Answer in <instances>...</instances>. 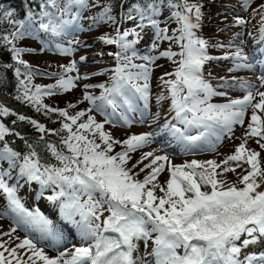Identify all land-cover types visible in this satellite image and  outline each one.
Listing matches in <instances>:
<instances>
[{
	"label": "snow or ice",
	"instance_id": "1",
	"mask_svg": "<svg viewBox=\"0 0 264 264\" xmlns=\"http://www.w3.org/2000/svg\"><path fill=\"white\" fill-rule=\"evenodd\" d=\"M34 3L38 12L33 9ZM251 3L252 0H242L243 9L247 11ZM89 7L102 8L91 17L90 27L101 23L114 27L115 35H102L100 41L116 45L121 51L116 53L117 65L111 69L110 84L98 85L101 93L96 96L89 91L92 85L85 83L80 103L86 101L90 107L70 114L75 104L63 109L51 107L43 102L44 97L69 92L80 81L91 77L79 75L78 62L73 60L61 65V74L54 84H33L38 70H33L21 58L32 50L16 46L29 34V27L24 19L16 18L15 9L0 6V24L6 22L10 26L0 35V50L9 51L15 62L0 65V70L14 69L18 83L15 99L36 113L60 118L59 128L49 129L0 103V117L11 115L33 126L51 157L45 160L24 136L0 122V142H3L0 161H6L8 166L0 169V196L6 200L5 209L14 214L17 227L26 232L23 239L14 237L17 227L0 232V264H264V254L245 253L242 257L243 250L250 245L264 243V190H261L264 166L261 152L248 146L249 140L254 139L264 150V90H261L264 73L257 78L258 84L239 82L245 93L242 98H228L226 103L210 102L212 97H226L227 93L217 92L204 78L207 62L231 59L234 67L229 71L252 70L254 65L241 47L223 57L208 54V41L198 35L203 19V5L199 0H134L119 20L113 15L109 0L102 5L99 0H92L91 4L90 0H39L38 3L29 0L25 15L29 25L38 24L39 31L56 39L63 37L69 26L79 21L82 10ZM251 15L253 18L259 15V33L264 40V4L253 9ZM125 22L135 26L121 30ZM234 22L238 27H245L249 21L235 17ZM173 24L175 28L171 27ZM149 28L153 34L152 51L165 41L180 50L172 51L170 47L159 56L145 55L141 59L146 63L136 64L134 46ZM67 44L65 47L57 43L55 47L61 55L71 56L79 41L69 40ZM43 48L47 49L48 44L43 43ZM130 50L129 56L126 53ZM160 58L177 65L174 72L160 77V86L167 90L168 96L159 95L157 102L170 99L175 121L166 122L163 128L184 146L185 152L191 153L194 149L215 152L225 138H234L235 126L244 128V135L236 137L240 143L235 151L221 162L194 159L176 165L167 154L157 155L154 150L143 152L128 167L131 154L154 143L155 133L132 134L121 141L105 131L106 124L116 126L118 120L130 127L134 121L127 113L135 111V101H143L144 109L149 108L152 72L149 65ZM85 61L86 57H81L79 63ZM93 112L102 114L104 121L98 122ZM141 117L143 123V113ZM193 130L197 134H192ZM10 135L25 140L28 151L22 154L10 147L6 140ZM47 135L57 137L59 144L46 140ZM117 145L122 149L119 152L115 151ZM137 168L139 172L135 171ZM237 168L242 172L237 174L236 181L229 182L226 174L236 173ZM16 169L18 182L9 184ZM165 171L168 179L161 184L158 178ZM144 172L147 174L143 179H138ZM19 180L37 183L41 189L54 186L55 194L47 199L59 202L62 219L79 233V245L74 244L52 257L30 238L37 233L40 239H50L58 245L62 233L57 232L53 221L39 209L30 211L25 207L18 195ZM141 240L146 247L151 241V251L138 259L134 252L136 242ZM13 243L15 246H11Z\"/></svg>",
	"mask_w": 264,
	"mask_h": 264
},
{
	"label": "rangeland",
	"instance_id": "2",
	"mask_svg": "<svg viewBox=\"0 0 264 264\" xmlns=\"http://www.w3.org/2000/svg\"><path fill=\"white\" fill-rule=\"evenodd\" d=\"M203 4L208 6H214L216 8L213 24L208 25L209 29L201 33L207 40H213V46L209 45L208 54L213 57H223L226 53L230 54L235 50L236 47H241L244 49L245 54L250 57V62L253 63L254 67L252 70L240 69L229 71L234 67V62L231 59H213L207 62L203 68L204 78L211 83L212 87L217 92L227 93L226 97L214 96L211 99V103H226L228 98H242L245 94L239 87L240 81H248L252 84H258V77L264 73L260 69L261 65L264 64V40H261L259 28H260V17L257 15L255 18L252 17L251 13L253 9H258L261 4H264V0H252L251 6L247 11L242 7V0H202ZM92 0H90L91 4ZM99 3L102 4V0H99ZM102 10L101 7H89L88 9L82 10L81 18L78 22H75L73 25L69 26L66 34L63 37L53 39L55 42L54 46L59 43L65 47L68 46L67 41L69 40H78L79 45L75 46V52L71 56L61 55L56 47L53 48L50 46L48 40L42 35L41 31L35 28V24L26 25L29 27V34L25 37L24 40H21L16 45L22 43H27L33 48L32 51L25 52L22 55V59L31 66L35 59L45 58L47 60L56 61L59 64V69L61 65H67L71 61L75 60L78 62L79 75L92 76L99 73L111 72V69L115 68L117 65L116 55H104L98 52L95 46V54L92 55H81V51L85 47V43L90 40L92 35L98 33L100 29L106 30L105 33L111 32V27L109 24L101 23L97 24L94 27H90L92 24L91 17L97 15ZM168 13L165 12L164 16H167ZM235 17H242L245 20L249 21L245 27H238L235 25ZM163 20V17H161ZM164 26L163 24L161 25ZM175 28L176 25L171 26ZM198 31V35L200 34ZM240 34V35H238ZM143 39L140 40L138 44L134 46V49L137 53V58L133 61L136 64L146 63L141 57L145 55L159 56L161 51L169 49L171 47L172 51L178 52L180 49L175 44H169L168 42H160L158 49L155 51L151 50L152 42V30L145 29ZM100 38V37H99ZM129 39H133L129 37ZM48 44V48H43V43ZM89 43V42H88ZM224 45L223 48L217 47V45ZM231 44V47L229 45ZM112 49L119 53L121 50L116 46L112 45ZM131 55V50L126 53ZM35 55V56H33ZM35 57V58H34ZM37 57V58H36ZM81 57H86L84 63H79ZM178 60L179 57H176ZM261 59V60H260ZM152 69L151 79H150V99H149V108L147 110L143 107V101H135V111L127 113L130 119L134 123L129 127L123 124L122 121H117L116 126L106 124L105 131H110L112 134L118 136L121 140L126 139L129 135L132 134H143L147 132L155 133V141L148 147L138 150L131 154V158L135 163L140 159L143 152L147 151H156L157 155L167 154L172 163L176 165H181L185 162H190L192 160L206 161L210 159H215L217 162H221L226 155L232 154L235 151V147L240 143L239 139L236 137H242L244 135V128L240 126H235L234 129V138L227 139L225 138L221 143L218 144L215 152L208 150L197 149L196 152L186 153L184 146L175 138L172 137V134L166 132L163 128V125L166 122L175 123L173 120L174 113L170 111V99H165L162 102H157V97L161 94L165 95L166 89L160 86V77L164 76L165 73L174 72L177 65L173 64L172 61L166 58H160L156 60L154 65H149ZM259 67V68H258ZM62 70V69H61ZM112 73V72H111ZM40 73L33 76V83L38 85L43 84L45 79L44 76L41 78ZM71 75H76L72 73ZM24 78L23 76L21 77ZM41 78V79H39ZM168 78V77H165ZM174 78V77H172ZM87 83L92 85L89 89L90 93L93 95H100L101 89L98 87L99 84L94 83L91 79L82 80L79 82V86L74 88V91L81 93L83 98L84 88L83 85ZM264 90V89H261ZM94 92V93H92ZM168 96L167 94L165 95ZM45 104L47 102L43 101ZM86 102V101H85ZM90 107V105L86 102ZM96 117H98L99 122L104 121V116L100 113L93 112ZM141 113H143L144 122L141 123ZM248 118L251 116V110L249 109ZM248 120L246 119L245 124ZM192 134H197L196 130L192 131ZM174 144V145H173ZM170 145H173L171 148ZM248 146L251 149L261 152L256 141L254 139L249 140ZM206 147V146H205ZM183 151V152H181ZM181 152V153H180ZM180 153V154H179ZM134 163V164H135ZM148 163V161H145ZM7 162L0 161V169H7ZM143 167V165H140ZM139 172V168L135 169ZM219 171V169H218ZM18 169L12 171V179L8 180L9 184H16L17 181ZM147 172L140 173L138 179H143L144 175ZM231 172L226 174L227 180L230 182ZM168 179V172L165 171L158 178L159 182L163 184ZM20 187L18 189V195L21 197L22 202L25 204V207L30 211H35L39 209L46 217L53 221V224L60 222L58 216L53 211L57 212L59 209V202L53 203L50 200H45L46 197L54 195V186L41 189L40 185L37 183L26 184L23 180H19ZM43 192L44 195L41 196L40 193ZM52 202V207H49L48 203ZM6 200L0 196V232H8L11 228L17 227L15 220L12 219V215L5 209ZM8 212V213H7ZM108 215L107 212L104 214ZM64 222V221H63ZM62 229V238L65 241H61L58 245L55 241L50 240L48 242H38L39 247H43L48 255L52 257L56 256L59 251H63L65 248H71L74 244L79 245L72 241L74 238L75 232H73L72 227H69L67 223H63L61 226ZM58 233H60L58 231ZM26 232L22 227H17V231L14 234V237H20V239L25 238ZM30 238L36 241L35 236H30ZM7 239V237H5ZM72 241V242H71ZM18 242V241H16ZM139 249L137 251L140 258L146 256L148 252L151 251V241L148 242V246H145L144 241H138ZM11 246H15L13 243ZM254 254L260 256L264 254V243H258L255 245H250L248 248L244 249L242 252L243 255ZM149 259H151L149 257Z\"/></svg>",
	"mask_w": 264,
	"mask_h": 264
},
{
	"label": "trees",
	"instance_id": "3",
	"mask_svg": "<svg viewBox=\"0 0 264 264\" xmlns=\"http://www.w3.org/2000/svg\"><path fill=\"white\" fill-rule=\"evenodd\" d=\"M38 2L39 0H36V3ZM104 2L105 0H102V4H104ZM109 2L113 6V15H116L117 19L119 20L120 15H122L127 10V7L131 5V3L134 2V0H127L126 3H123V0H109ZM199 2L203 5L202 27L200 29L201 32L199 36L207 40L204 36L201 35V33L209 29L208 25L213 24L216 8L214 6H208V5L203 4L202 0H199ZM28 3H29V0H0V6H3L4 8L15 9L16 14H17L16 18L24 19L26 25H29V22L26 20V15H25L26 13L25 5ZM122 3H123V7H121ZM33 9L34 11H37V12L39 11V9L35 7V3L33 4ZM134 26L135 25L132 22H125L121 30H123L124 28H130ZM110 27L112 28L110 33H105L106 30H103V29H100L99 31H97L98 33L90 37V40L85 43V47L82 50H79L78 48V52L81 51L80 53L82 56L95 54V46L98 45L96 48L98 49V52L100 54L110 55L109 53H112L111 56H113V54H115L116 52L112 49V45L104 44L99 39L100 36L105 35V34L115 35L114 27L112 25H110ZM9 28L10 26L6 22L3 24H0V35L5 34ZM35 28L38 29V24H35ZM42 35L45 37L46 40H48L50 46L55 48L54 44L56 41H54L50 37L49 34H45L42 32ZM213 40L215 39L212 38V40H207L210 46H213V43H214ZM26 44L27 43L25 44L22 43L16 46L33 50L32 47ZM14 63L15 62L11 59V53L9 51H7L6 49L0 50V65L14 64ZM26 63L28 64V62ZM59 67L60 66L56 61L47 60L43 57L40 58V56L38 57V59H35V61L31 64V68L33 70H38V73H40L39 75L41 76V78L43 76L45 77L42 79H45L44 81L46 82H43V84H40L41 86H47L50 84H54L56 82V79L58 78V76L61 74V71H62L61 69H59ZM0 75H2L3 77L2 79H0V103L4 104L11 111L16 112L18 115H25L29 117L30 119H36L37 121L43 123L46 128H49V129L59 128L60 124L58 123V121L60 120V118L57 115L45 116L43 113H36L33 108L15 99V96L17 95L18 83H17V78L15 76L14 69L0 70ZM111 75H112L111 72H106L104 74L99 73L97 75H92L90 79L94 83H97L99 85L100 84L107 85V84H110ZM33 84L38 85L37 83H33ZM165 94H167V91H165ZM44 100L47 102V105L51 107L61 108V109L67 108L69 104H75L76 108L71 109L70 114H75V112L77 111L86 110L89 108L86 102L80 103V101L82 100L81 93H79L78 91H74L73 89L66 93H62V94H58V95H54L50 97H44ZM91 114L94 115V113H91ZM96 120L99 122L98 117H96ZM13 121H15V123H13ZM0 122L5 123L6 126H8L13 132H17L21 136H24L26 138L27 143L33 144L36 151L45 160H51L50 155L45 151L43 142L39 141L40 133L29 123L20 122L16 120V117L11 116V115L7 117H0ZM112 135L115 139L121 140L118 136L114 134ZM45 139L53 143L59 144V139L55 136L47 135ZM6 140L9 146L12 147L14 150L19 151L22 154L28 151L25 140H21L19 136L10 135L6 137ZM2 143L3 142H0V145H2ZM121 150L122 149L119 145L115 147L116 152H119ZM260 151H261L260 159L262 161V166H264V150H260ZM52 162L55 163L54 160H52ZM134 163L135 161L131 158V160L129 161L128 167H131ZM241 172H242V169H239V168H237L236 173L231 172L232 174H231L230 182L236 181L237 174ZM261 190H264V188H262Z\"/></svg>",
	"mask_w": 264,
	"mask_h": 264
},
{
	"label": "bare ground",
	"instance_id": "4",
	"mask_svg": "<svg viewBox=\"0 0 264 264\" xmlns=\"http://www.w3.org/2000/svg\"><path fill=\"white\" fill-rule=\"evenodd\" d=\"M261 60V59H260ZM259 68V67H258ZM263 68H264V64H263V66L261 65V67H260V69L261 70H263ZM48 205H49V207H52V202H50V203H48ZM8 212H10V211H8ZM7 212V213H8ZM54 213H56V215L58 216V219H60V222H58V223H54V227H55V229L57 230V232L59 231L60 233H62V229H61V226L63 225V223H66L63 219H62V217H61V214H60V211L58 212H55V211H53ZM11 213V212H10ZM11 215H12V219H13V216H14V214L13 213H11ZM64 221V222H63ZM72 230H73V232H75V235H74V238L72 239V241H75V243H79V242H81L80 241V239H79V233H78V231L75 229V227H72ZM32 236H35L36 237V242H39V243H42V242H48L49 243V241H50V239H40V237H39V234H37V233H33V234H31ZM20 238V237H19ZM61 241H65L64 239H61ZM71 241V242H72ZM137 243V250L134 252V257H136V258H140L139 256H138V253H137V251H138V249H139V243H138V241L136 242ZM76 245V244H75ZM49 256H51V255H49Z\"/></svg>",
	"mask_w": 264,
	"mask_h": 264
}]
</instances>
